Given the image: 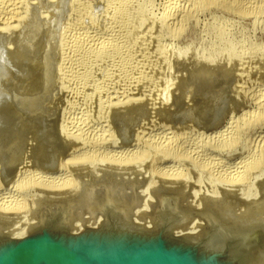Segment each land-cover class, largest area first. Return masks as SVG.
Returning a JSON list of instances; mask_svg holds the SVG:
<instances>
[{
    "label": "rangeland",
    "instance_id": "rangeland-1",
    "mask_svg": "<svg viewBox=\"0 0 264 264\" xmlns=\"http://www.w3.org/2000/svg\"><path fill=\"white\" fill-rule=\"evenodd\" d=\"M7 2L0 0V232L41 217L50 193L26 184L29 173L60 174L54 188L70 194L96 182L102 197L103 177L116 170L143 179L139 221L163 216L153 207L156 187L186 186L176 202L186 232L201 231L204 212L221 206L236 224L260 228L252 264H264V0ZM79 29L103 46L122 43V53L96 51V43L82 57ZM97 202L83 203L84 214L98 216L105 204Z\"/></svg>",
    "mask_w": 264,
    "mask_h": 264
},
{
    "label": "water",
    "instance_id": "water-1",
    "mask_svg": "<svg viewBox=\"0 0 264 264\" xmlns=\"http://www.w3.org/2000/svg\"><path fill=\"white\" fill-rule=\"evenodd\" d=\"M219 207L204 212L201 231L188 234L181 233L189 225L183 220L150 230L133 217L106 215L99 226L75 232L73 222L53 217L20 239L1 234L0 264H252L260 228L236 224Z\"/></svg>",
    "mask_w": 264,
    "mask_h": 264
},
{
    "label": "bare ground",
    "instance_id": "bare-ground-1",
    "mask_svg": "<svg viewBox=\"0 0 264 264\" xmlns=\"http://www.w3.org/2000/svg\"><path fill=\"white\" fill-rule=\"evenodd\" d=\"M8 2H7V4H5V6L7 7V5L10 3L9 1H12V0H7ZM15 1L16 0H13V2H14V4H15ZM12 3V2H11ZM3 4V3H2ZM13 4V3H12ZM12 4H11V6H12ZM14 4H13V6H14ZM4 5V4H3ZM10 5V4H9ZM14 7H16V5L14 6ZM10 8H12V7H10ZM14 9V8H13ZM7 10H8V8H7ZM7 10H6V12H7ZM6 14V13H5ZM7 15V14H6ZM89 33V32H88ZM84 29H79L78 30V35H77V37H79L80 38V42H78V44L77 45H75L76 47H77V49L78 50H81L83 53H82V57H84L83 56V54H85V56H88V54H90L91 55V52H94V45L96 44V45H98L97 46V48H96V51H105V53H108V50H113V52L114 53H120L121 52V44L120 43H116L115 44V46H114V44H110V43H107V45L106 46H103L105 43H103L104 41H102L101 39L102 38H99L98 36H96V35H92V34H88ZM77 34V33H76ZM111 36H112V34H111ZM108 37H109V35H108ZM120 37V36H119ZM116 38V37H115ZM118 38V37H117ZM108 39V38H107ZM106 39V40H107ZM112 39H114V38H112ZM121 39V38H120ZM123 39V38H122ZM102 41V42H101ZM109 41H111V40H109ZM118 41V40H117ZM123 41V40H122ZM116 42V41H115ZM120 42V41H119ZM95 45V46H96ZM113 46H114V48H113ZM122 47H123V45H122ZM94 49V50H93ZM125 50V49H124ZM123 50V51H124ZM95 51V52H96ZM112 52V51H111ZM78 53H80V52H78ZM113 53V54H114ZM122 53V52H121ZM95 54V53H94ZM97 54V53H96ZM111 54V53H110ZM116 55V54H115ZM79 56H81V55H79ZM124 56V55H123ZM89 57V56H88ZM91 57V56H90ZM81 58V57H80ZM87 58V57H86ZM85 58V59H86ZM93 58V57H92ZM117 58V57H116ZM123 58V57H122ZM124 59V58H123ZM82 60V59H81ZM84 60V59H83ZM88 60V59H87ZM87 60H85V61H87ZM118 60V59H117ZM89 61V60H88ZM255 119H259V118H261V117H259V116H255L254 117ZM155 150V149H154ZM164 150V149H163ZM166 151V150H165ZM154 152V151H153ZM162 152V151H161ZM142 153H144V152H142ZM141 153V154H142ZM193 153V152H192ZM198 153V152H197ZM193 153V155H197V156H200L201 154L200 153H202V152H200V153ZM49 154V153H48ZM129 154V153H128ZM145 154H147V153H145ZM154 154V153H153ZM165 154L166 155H173L172 157H175V156H190V154H187V152L186 153H177V152H175V153H171V152H165ZM164 154V156H166ZM213 153L211 152L210 154L209 153H207V152H205V153H202V155H203V158H204V155H212ZM75 155V154H74ZM77 155V154H76ZM121 155H123V154H121ZM126 155V154H125ZM134 155H136L135 153H134ZM143 155V154H142ZM141 155V156H142ZM157 155V154H156ZM161 155L163 156V154L161 153ZM201 155V156H202ZM136 156H138V155H136ZM140 156V157H141ZM145 157H146V155H144ZM149 156V155H148ZM153 156V155H152ZM151 156V157H152ZM143 157V156H142ZM158 157V156H157ZM170 157V156H169ZM194 157V156H193ZM118 158V157H117ZM121 158V157H120ZM123 158V157H122ZM127 158V157H126ZM129 158H130V156H129ZM162 158V157H161ZM186 158H189V157H186ZM246 158V157H245ZM113 159V158H112ZM132 159V158H131ZM137 159V158H136ZM138 159H139V157H138ZM174 159H176V158H174ZM179 159V158H178ZM244 159V158H243ZM71 160H75V159H73V158H71V159H69V161L71 162ZM107 160V159H106ZM105 160V161H106ZM109 160V159H108ZM119 160V159H118ZM133 160H135V158L133 159ZM171 160H172V158H171ZM180 160V159H179ZM191 160V159H190ZM193 160V159H192ZM205 160H207V159H205ZM215 160V159H214ZM242 160V159H241ZM250 160H252V162L254 161L252 158L250 159ZM112 162L114 161V160H111ZM117 160H115V162H116ZM121 161H127V163H128V160L126 159V160H121L120 159V161H119V163H121ZM131 161L132 160H130V162L128 163V164H131ZM137 160H135V162H136ZM140 161V160H139ZM145 161V160H144ZM166 161V160H165ZM175 161V160H174ZM204 161V160H203ZM216 161V160H215ZM58 162V161H57ZM138 162V161H137ZM169 162H170V160H169ZM177 162H179V161H177ZM200 162V161H199ZM240 162V161H239ZM242 162H244V163H246L245 165H247L248 164V162L249 161H247V159L246 160H242ZM110 163V162H109ZM114 163V162H113ZM117 163V162H116ZM118 163V164H119ZM127 163H122V165L124 164H126L127 165ZM134 163V162H133ZM132 163V164H133ZM212 163V162H211ZM117 164V165H118ZM138 164V163H137ZM201 164V163H200ZM215 166H217L218 164L215 162ZM237 164V163H236ZM253 164H254V162H253ZM79 165H81V164H79ZM83 165V164H82ZM85 165H87V164H85ZM110 165V164H109ZM114 165V164H113ZM244 165V164H243ZM205 166V165H204ZM212 166V165H211ZM82 167V166H81ZM106 167V166H105ZM120 167V166H119ZM128 167V166H127ZM134 167V166H133ZM244 167V166H243ZM246 167H249L248 169H250V167H253V165L251 166L250 164H249V166L247 165ZM245 167V168H246ZM122 168V167H121ZM130 168V167H129ZM83 169V168H82ZM117 169V168H116ZM138 169V168H137ZM247 168L246 169H244V171H243V169H241L242 170V172H243V174L242 175H244L245 174V172L248 170ZM103 170V169H102ZM121 170V169H120ZM119 170V171H120ZM125 170V169H124ZM127 170V169H126ZM129 170V169H128ZM136 170V169H135ZM93 171V170H92ZM108 171V170H107ZM122 171V170H121ZM123 172V171H122ZM234 172H236V171H234ZM239 172V171H238ZM242 172H239V173H242ZM118 173V172H117ZM116 173V170L115 171H108V173L106 174V176L105 177H103V179L104 180H102V181H107L108 182V188L106 189V190H104L103 191V193H101V195H102V197H98L96 194L98 193V190H101V188H99L100 186H98L97 185V183L95 182L94 184H95V186L93 187V186H90V183L88 184V182H86L88 185H89V187H88V185H87V187H85V190H82L81 192H74L73 194H70V192H66L65 190H58V188H54L55 187V185L57 184L56 183V181L58 180V178H59V175L60 174H58V177H57V180H56V178L54 177V175L52 176H49L48 174H46V173H42V172H40V173H36V175H34V176H32L30 173H29V178L27 177L28 175H26V177H25V174H27V173H25L24 174V176H23V178L25 177L26 178V180H27V178H28V182L26 183V184H30L31 186L32 185H37V186H39V187H41L42 188V190H44L45 192H47V193H50V195L46 198V199H42L43 200V202H42V204H43V206H39L40 207V212H41V217H40V215H39V217H40V221L38 220V219H36V220H38V222H34V223H30V225H29V228L28 229H23V230H21V231H16V232H14V230L15 229H13L14 228V224H16V223H13V228L11 229V228H9V229H11L10 231L8 230V232L5 230V232L3 233V231L2 232H0V235L1 234H3V236L5 237H8V238H10V239H20V238H23L24 236H28V235H30V234H32V233H34V232H37V231H40L39 230V227L42 225V226H44V225H46V226H48L47 225V223H49V221H50V218H53V217H57V220H59V222H58V224H61V225H67L68 226V224L70 225V223L71 222H73V225H72V230H74L75 232H77V231H81V230H84V229H86V228H94V227H97V226H99L100 225V222L102 223L103 221H104V219H105V216L106 215H112V216H119V217H121V219H125V218H131V217H133V218H135L137 221L136 222H138V223H140V222H142L143 224H144V226H145V228L147 229V228H149L150 230H155L157 227H158V225H161V224H163L164 222H166V221H172V222H174V223H178L179 221H182V222H184V221H187V218L185 217V215L187 216V214H186V212L184 211V213L183 212H179L178 211V209H177V207H176V202H177V200L179 199V198H181V195H182V192H183V189H181V187H186V186H180V187H178V185L176 186V185H174L173 186V184L171 183V185L167 182V184H162V185H159L158 187H156L155 189H154V194H155V192L157 193V195H158V200H156V201H158L155 205H153V207L154 206H157V207H159V209L158 208H156L155 207V211L156 210H160L159 212H158V214L160 213V214H163V216H161V217H159V218H156L155 219V215H153V217H151L150 215H152L151 214V212L154 210H152L149 214H146V215H149L153 220H151V218H150V221H149V224H148V219H147V222H144V221H140L139 222V219H137L138 217H139V214H138V216H136L137 215V213H139V211H141L140 210V207L141 208H143L144 206L143 205H145L146 204V201L144 200V203H141V202H143V200H142V198H145V193H144V189L140 192V189L139 188H141V186L142 185H140V183H141V181L143 180V179H139V177H137L136 175H135V177H131V175H130V177H128V178H124V176L123 177H120L118 174ZM23 174V173H22ZM62 174V173H61ZM95 174V173H94ZM122 174V173H121ZM139 174H141V173H139ZM233 174V173H232ZM97 175H99V174H97ZM118 175V176H117ZM123 175H124V173H123ZM125 175H127L128 176V174H126L125 173ZM21 176V175H20ZM62 176V175H61ZM139 176V175H138ZM236 176V175H235ZM239 176H241V175H239ZM238 176V177H239ZM18 177H19V175H18ZM94 178H95V176H94ZM97 178V177H96ZM102 178V177H101ZM237 178V177H236ZM242 178V177H241ZM19 179H21V178H19ZM60 179V178H59ZM64 179V178H63ZM25 180V179H24ZM61 180V179H60ZM99 180V179H98ZM101 180V179H100ZM16 181H18V178H17V180ZM15 181V182H16ZM19 181H21V180H19ZM18 181V182H19ZM166 181V180H165ZM14 181H13V183H15ZM93 182H94V180H93ZM99 182V181H98ZM147 182V181H146ZM161 182V181H160ZM177 181H175L174 183H176ZM180 182V181H179ZM12 183V184H13ZM159 183V182H158ZM178 183V182H177ZM17 184V183H16ZM100 184V183H99ZM104 184H106L105 182H104ZM142 184V183H141ZM145 184H147V183H145ZM161 184V183H160ZM183 184V183H182ZM107 185V184H106ZM180 185V184H179ZM17 186H18V184H17ZM20 186H22V185H20ZM23 186H25L24 184H23ZM138 186V187H137ZM12 187H13V185H12ZM15 187V189H16V186H14ZM29 187V186H28ZM38 187V188H39ZM144 188L146 187V186H143ZM18 188H19V186H18ZM26 188V187H25ZM24 187H23V189H25ZM41 188L39 189L41 192H42V190H41ZM96 189V190H95ZM142 189V188H141ZM13 189L11 188V191H12ZM17 190H19V189H17ZM21 190H22V188H21ZM102 190H103V187H102ZM185 190V189H184ZM14 192L16 191V190H13ZM12 191V192H13ZM146 191V190H145ZM20 192V191H19ZM142 192H143V194H142ZM18 193V192H17ZM21 193V192H20ZM29 193V192H28ZM37 193H39V192H36V194ZM47 193H46V195H47ZM35 194V196H37V198H36V200L37 201H39V199H41V194H40V197H39V194H37L36 195ZM141 194L144 196H142L141 197ZM145 194V195H144ZM156 195V194H155ZM18 196H19V194H18ZM22 196V195H21ZM20 196V197H21ZM33 196H34V194H33ZM99 196H100V194H99ZM127 196H129L130 197V199L129 200H127L126 202H128L129 203V205H130V207L127 209L126 208V210L123 208V207H125L126 205H125V203H123V200L125 199V198H127L128 199V197ZM183 196H184V194H183ZM26 197V196H25ZM34 198V197H33ZM21 199V198H20ZM157 199V198H156ZM31 200H33V199H31ZM126 200V199H125ZM146 200H148L147 198H146ZM181 200V199H180ZM183 200H184V198H183ZM17 201H19L20 202V200L18 199ZM89 201H91L92 203H96V201H98L97 202V204L98 203H103V204H105V205H103V207H102V205H101V208H100V206L98 207V205L96 206V207H98L99 208V215L98 216H95V215H87L86 213V216H85V214H84V212L83 211H86V208H85V204L86 203H88ZM100 201V202H99ZM31 202V201H30ZM178 202H179V200H178ZM22 203V202H21ZM83 203H85V204H83ZM122 204H124V205H122ZM139 204H143V205H139ZM158 204V205H157ZM19 205V204H18ZM38 204H36V206H37ZM128 205V206H129ZM180 205V204H179ZM20 206H22L21 204H20ZM20 206H18V207H20ZM127 206V207H128ZM1 207V206H0ZM34 207V206H33ZM38 207V206H37ZM95 206H92V209L94 208ZM95 207V208H96ZM138 207V208H137ZM179 207V206H178ZM181 207V206H180ZM5 208H8L9 210H10V208H11V206H6ZM22 208V207H21ZM24 208V207H23ZM90 208V207H89ZM145 208V207H144ZM161 208H164V209H161ZM4 209V208H3ZM16 209V208H15ZM14 209V210H15ZM17 209H20V208H17ZM33 209V208H32ZM36 209V208H35ZM34 209V210H35ZM97 209V208H96ZM1 210H2V208H1ZM0 210V211H1ZM5 210V209H4ZM4 210H2V212H1V215H2V213H4L5 214V211ZM12 210V209H11ZM10 210V211H11ZM89 210V209H88ZM91 210V209H90ZM89 210V211H90ZM144 210L145 209H143V212H144ZM164 210V211H163ZM6 211H7V209H6ZM35 211H37V210H35ZM91 211H93V210H91ZM90 211V212H91ZM96 211V210H95ZM154 211V212H155ZM16 212V211H15ZM14 212V213H15ZM87 212V211H86ZM97 212V211H96ZM145 212H146V210H145ZM145 212H144V214H142V215H144L145 216ZM148 212V211H147ZM146 212V213H147ZM153 212V213H154ZM163 212V213H162ZM18 213H20V212H18ZM27 213V212H26ZM34 213H36V212H34ZM92 213V212H91ZM93 213H94V211H93ZM156 213V212H155ZM39 214V213H38ZM37 214V215H38ZM89 214V213H88ZM141 214V213H140ZM157 214V213H156ZM6 215V214H5ZM7 215H8V213H7ZM11 214H9L8 215V217L10 216ZM20 215V214H19ZM3 216V215H2ZM74 216V218H73V220H72V217ZM157 216V215H156ZM19 217V216H18ZM32 217V216H31ZM77 217V218H76ZM95 217H96V219H95ZM98 217V218H97ZM148 216H146V217H142L141 216V218H142V220H145L146 218H147ZM2 218V217H1ZM5 218H7V217H5ZM140 218V219H141ZM13 220H14V218H12ZM75 219V220H74ZM77 219V220H76ZM10 220V219H9ZM34 220V219H33ZM35 221V220H34ZM70 221V222H69ZM5 223V220L4 219H0V224H2V225H5L4 223ZM9 221H8V219H7V223H8ZM69 222V223H68ZM174 223H172V225L174 226ZM12 225V224H11ZM177 225V224H176ZM10 227V226H9ZM27 227V226H26ZM6 228V227H5ZM3 229H4V227H3ZM181 233H183V234H188V232H181Z\"/></svg>",
    "mask_w": 264,
    "mask_h": 264
}]
</instances>
